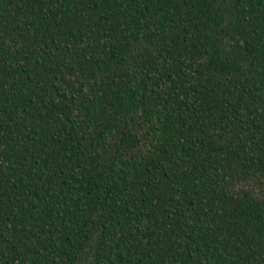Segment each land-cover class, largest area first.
<instances>
[{"label": "trees", "instance_id": "1", "mask_svg": "<svg viewBox=\"0 0 264 264\" xmlns=\"http://www.w3.org/2000/svg\"><path fill=\"white\" fill-rule=\"evenodd\" d=\"M0 264H264V0H0Z\"/></svg>", "mask_w": 264, "mask_h": 264}]
</instances>
